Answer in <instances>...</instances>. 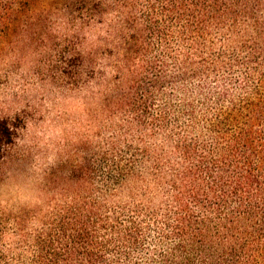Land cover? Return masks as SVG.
I'll return each instance as SVG.
<instances>
[{"label":"trees","instance_id":"16d2710c","mask_svg":"<svg viewBox=\"0 0 264 264\" xmlns=\"http://www.w3.org/2000/svg\"><path fill=\"white\" fill-rule=\"evenodd\" d=\"M56 14L75 28L55 49L62 75L108 54L129 77L87 157L45 170L38 202L0 205V264H264V0H0V52L49 40ZM165 23L188 46L168 52L171 74L145 58ZM23 125L0 116V182Z\"/></svg>","mask_w":264,"mask_h":264},{"label":"rangeland","instance_id":"374dc122","mask_svg":"<svg viewBox=\"0 0 264 264\" xmlns=\"http://www.w3.org/2000/svg\"><path fill=\"white\" fill-rule=\"evenodd\" d=\"M134 14L143 21L144 27L143 13L137 10ZM56 15L58 20L49 32L57 45L50 38L42 42L13 43L0 52V116L17 114L24 119L16 142L18 159L11 163L9 173L0 182V205L9 208L38 202L45 170L62 164L68 167L76 159L87 157L91 148L109 135L104 100L119 86V76L129 77L123 67L119 72L113 71L117 59L108 54L95 55L96 65L92 70L86 64L74 66L78 68V77L73 72L62 75L65 64L55 49L65 45L75 28L69 29L63 20L59 21L60 14ZM105 30V26L97 25L84 35L91 44L96 37L103 38ZM162 31L161 37L150 31L145 33L144 40L149 44L145 58L160 56L166 72L171 74L176 65L168 52L179 57L188 46L177 25L165 23ZM221 38L218 31L212 30L214 53L222 48ZM95 48L103 51L106 47L100 42ZM208 55L204 53L205 57ZM163 90L165 94L170 93L169 82L164 83Z\"/></svg>","mask_w":264,"mask_h":264}]
</instances>
